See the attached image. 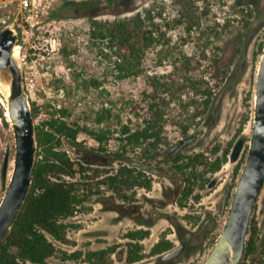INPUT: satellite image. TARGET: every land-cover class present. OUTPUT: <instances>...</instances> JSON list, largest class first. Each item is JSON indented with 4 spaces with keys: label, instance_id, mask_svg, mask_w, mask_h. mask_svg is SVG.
<instances>
[{
    "label": "rangeland",
    "instance_id": "obj_1",
    "mask_svg": "<svg viewBox=\"0 0 264 264\" xmlns=\"http://www.w3.org/2000/svg\"><path fill=\"white\" fill-rule=\"evenodd\" d=\"M64 1L58 0L44 20L41 30L45 33L42 38L49 40L50 49L47 52L33 54L32 39L28 40L21 34L15 45L18 50L15 57L23 72L35 128L47 129L44 123L52 113L63 116L60 118L72 125L85 124L89 128H98L95 117L101 106H109L115 114L119 109V96L132 93L139 97L141 91L147 88L148 74H165V80L175 84L170 91L162 93L169 100L164 109L167 112V143L159 148L154 159L145 158L135 151H130L128 156L176 173L172 168L173 159L167 157V149L173 143L186 139L180 150L185 156L180 161L182 164L191 162L196 154H200L199 161L183 169L182 173L185 178L191 177L190 182H186L192 187L191 193L183 200L182 206L165 208L168 211L164 213L171 218L160 219L149 228V235L142 241L143 257L131 263L127 257L117 259L111 256L105 264H156L158 256L150 255L149 251L160 236H167L173 245L180 242L172 218L177 219L189 238L199 222L210 216L202 248L198 249V246L196 250L183 254L174 263L201 264L223 227L233 196L230 197V193L235 191L248 154L253 130L256 76L264 50V26L256 33L247 51L244 47L250 29L264 20V0H74L82 2L79 11L82 15L79 16L62 9ZM85 5L91 6L89 10H84ZM147 8L150 20L145 22L147 28L153 30L154 39L139 58L143 71L138 75L121 77L122 72L115 63L121 51L110 46L105 39L91 36V20L113 19L136 12L144 17ZM188 76L193 80H203L204 86L212 90L208 106L197 115L194 113L204 105L189 103L191 97L200 103L201 93H187L186 89H181ZM9 91L10 76L0 70V201L15 161L14 130L5 115ZM63 109L66 110L65 115H61ZM141 120L135 115L121 114L114 117L109 126L116 136L123 123L136 126ZM182 125L187 126L186 133H183ZM189 136L193 137L189 139ZM239 137H243L245 142L239 158L233 161L230 153ZM75 141L115 157L111 165H88L91 168H107L115 172L122 164L132 166L125 158L115 155L119 143L114 138L103 145L105 149H100L102 144L87 132L79 133ZM59 148L76 160L71 140L62 138ZM226 150L227 159L221 162L219 169L212 171V162L221 158ZM5 153L9 155V167L4 176L2 165ZM37 157L38 148L35 160ZM76 169L75 179L84 184L86 177L80 179L83 173L79 165ZM92 170L84 169V173L91 174ZM104 174L102 171L94 180L96 185L93 188L98 192L91 194L90 201L85 200L74 215L64 220L70 224L66 234L71 241H55L58 250L41 264H91L83 257H66L63 251L69 254L75 250L85 251L109 242L123 243L127 240L123 235L136 226L134 220L125 217L120 223H112L114 213L102 212L103 206L97 200L100 195H116L99 181ZM152 178L153 190H159L161 183L168 182L162 175ZM212 179L215 183L209 186ZM137 192L143 194L145 189L138 188ZM253 225L258 227V240L264 242V185L251 215L247 237Z\"/></svg>",
    "mask_w": 264,
    "mask_h": 264
},
{
    "label": "trees",
    "instance_id": "obj_2",
    "mask_svg": "<svg viewBox=\"0 0 264 264\" xmlns=\"http://www.w3.org/2000/svg\"><path fill=\"white\" fill-rule=\"evenodd\" d=\"M81 3L66 0L61 7L79 16L82 15L79 12L82 7ZM90 7V5H85L84 10H89ZM148 12L149 8L146 9L144 17L140 12H136L132 15L115 16L113 19L91 20V36L105 39L110 46H115L118 51H121L118 54V61H115L116 66L122 72L121 77L138 75L143 71L139 58L154 39L153 30L147 28L148 24L145 22L146 19L150 20ZM94 83L97 85L96 82ZM146 84L147 88L141 91L139 97L132 93H123L119 96L117 100L119 109L115 114L111 112L109 106H101L95 117L98 128H89L85 124L83 126L72 125L66 119L60 118L63 116L58 117L54 113L44 123L47 129L36 126L38 157L34 164L33 179L17 217L0 245V264H24L25 262L41 264L58 250L55 241L70 242L66 234L70 224L64 220L72 216L77 207L88 200L91 194L98 192V189L93 188L96 185L94 180L101 175L102 171L105 174L99 181L104 183L108 189L124 197H127L128 190L137 184L144 187L150 186V179L146 172L137 169L133 164L136 160L128 155L130 151H135L145 158L154 159L159 148L167 143L165 119L167 112L164 109L169 100H166L162 93L170 91L175 84L168 83L165 80V74L157 76L148 74ZM204 85L203 80H193L190 76L186 77L181 85V89H186L187 93L190 91L196 94L201 93L200 103L196 102L195 97L190 98L189 104L204 105V108L194 113L195 115L204 112L212 95L211 88ZM175 90L178 89L175 87ZM65 111L61 110V115H65ZM121 114L135 115L142 120L136 126L123 123L114 136L109 125L114 117H120ZM182 130L186 133L187 126L182 125ZM82 132H87L102 144L100 149H105L103 145L110 139H116L119 148L114 152L115 155L118 158H125L132 166L122 164L115 172H110L107 168H91L79 160L72 159L66 150L59 148L62 138L75 141ZM199 157L200 154H196L191 162L178 164V169L190 167ZM184 158L185 156L180 153L173 159ZM226 159L227 150L221 158H216L212 162L211 170L219 169L221 162ZM76 165L80 166V171L83 173L80 179L84 177L87 179L84 184L75 179L78 173ZM84 169L94 170L91 174H85ZM187 180L190 182L191 177L188 176ZM191 191L192 187L188 184L184 197H187ZM232 194L233 192L230 193V197ZM147 233V230H131L127 234L134 238L143 237ZM201 245L197 246L198 249L202 248ZM171 246H173L171 240L161 238L154 244L151 253H160ZM135 247L133 253L127 257L129 261L140 257L137 253L139 247L137 245ZM197 247L194 249L196 250ZM111 249L75 250L69 254L66 251L63 252L66 257L76 259L83 257L91 264H105L109 259ZM240 264H264V242L258 240L256 225L251 227L250 235L246 239L245 251Z\"/></svg>",
    "mask_w": 264,
    "mask_h": 264
},
{
    "label": "water",
    "instance_id": "obj_3",
    "mask_svg": "<svg viewBox=\"0 0 264 264\" xmlns=\"http://www.w3.org/2000/svg\"><path fill=\"white\" fill-rule=\"evenodd\" d=\"M264 26L259 21L249 31L245 42V51L256 33ZM19 34L11 27L0 31V70L10 76V91L7 110L15 135V161L13 171L0 201V245L4 241L16 219L31 185L36 157V128L27 92L24 87L23 72L14 55V46ZM7 120V119H6ZM8 122V120H7ZM188 139V138H187ZM186 139H180L169 147L168 154L182 147ZM245 139L239 137L232 147L230 158L236 161L241 153ZM72 143V142H71ZM76 158L86 165H111L115 157L88 147L73 144ZM8 153H5L2 173L5 176L8 167ZM212 179L209 186H213ZM264 185V50L258 65L255 93L254 119L248 154L237 181L223 227L201 264H240L246 246L250 219L255 204ZM112 198V195H108ZM208 218H211L208 216ZM200 231L188 241L161 253L156 264H174L181 256L189 253L203 242V234L208 228L199 227ZM203 229V230H202Z\"/></svg>",
    "mask_w": 264,
    "mask_h": 264
},
{
    "label": "flooded vegetation",
    "instance_id": "obj_4",
    "mask_svg": "<svg viewBox=\"0 0 264 264\" xmlns=\"http://www.w3.org/2000/svg\"><path fill=\"white\" fill-rule=\"evenodd\" d=\"M193 136H189L188 138L191 139ZM73 144H77L79 146H84L83 144L77 142V141H71ZM186 143V142H185ZM184 145V143H183ZM182 145V147H183ZM86 147V146H84ZM171 147V146H170ZM178 148L176 151L172 153V155L168 154V158H175L178 154H180L181 148ZM169 149V148H168ZM167 149V150H168ZM98 151V150H97ZM101 152V151H100ZM76 160H79L76 158ZM80 161V160H79ZM179 160L173 159L172 168L176 171L170 172L169 170H164L158 168L156 165L145 163V162H139L138 160L133 161L134 166L137 169L144 170L148 178L150 179V186L144 187L140 185H135L133 188H131V192H129V195L127 197H124L123 195H119L115 193L116 195H112V198H108L106 195H100L98 196L97 200L102 204L104 211L102 212H113L114 218H112V223H120L123 221V218L129 217L134 220V223L136 226L134 228H131L128 230L125 235H123L124 238L127 240L123 243L116 242H109L106 245H100L99 247H90L87 250H97V249H107L112 248L109 251V259L111 256H115L117 259H124L125 257H128L130 253H133L135 250V246L137 245L139 248L137 250V253L140 255L139 259L143 257L142 253V241L143 239L147 238L149 235V228L155 224L160 219L164 218H171L168 216V213H164L165 208H169L170 205L172 206H182L183 200L186 198L184 197V191L186 190L187 186V178H185L182 173L183 169H178L177 165L182 164ZM82 163V162H81ZM86 165V164H85ZM155 175H162L163 177L168 179L167 184L165 182L160 184L159 190H153L152 189V182H153V176ZM138 188L145 189V192L143 194H139ZM155 192V193H154ZM90 201V198L88 199ZM91 208L89 207V210ZM76 211V210H75ZM75 213V212H74ZM74 215V214H73ZM173 221H175V225L177 226V233L179 234V240L180 242L185 240L188 241L192 238H196L195 235L200 231V226L202 228L207 226V222L210 220V218H206L205 220H201L199 222V225L197 229L193 231L191 234V237L187 238L186 232L182 229V225L179 222H176L177 219L172 218ZM131 230H147L148 233L145 234L143 237H130L127 233ZM203 230V229H202ZM90 230L87 231L89 234ZM91 235V234H89ZM91 237V236H89ZM161 238H168L167 236H160L158 240H156L152 246H154L155 243H157ZM169 239V238H168ZM171 240V239H169ZM172 241V240H171ZM179 242V243H180ZM175 246V245H173ZM171 246L170 248H172ZM168 248V249H170ZM151 249L149 251L150 255H157L159 256L161 253L165 252L166 250L160 252V253H151ZM85 250V251H87ZM108 259V260H109ZM139 259H136L134 261H131V263L139 261Z\"/></svg>",
    "mask_w": 264,
    "mask_h": 264
},
{
    "label": "built area",
    "instance_id": "obj_5",
    "mask_svg": "<svg viewBox=\"0 0 264 264\" xmlns=\"http://www.w3.org/2000/svg\"><path fill=\"white\" fill-rule=\"evenodd\" d=\"M58 0H0V31L6 27L14 28L26 39H32L33 54L47 52L49 40L42 38L41 30L51 8ZM41 33H43L41 35Z\"/></svg>",
    "mask_w": 264,
    "mask_h": 264
},
{
    "label": "bare ground",
    "instance_id": "obj_6",
    "mask_svg": "<svg viewBox=\"0 0 264 264\" xmlns=\"http://www.w3.org/2000/svg\"><path fill=\"white\" fill-rule=\"evenodd\" d=\"M13 50H14V55L16 56L18 54L17 46H14V49ZM5 115H6L7 120H10L9 112H8L7 109L5 110ZM8 167H9V165H8Z\"/></svg>",
    "mask_w": 264,
    "mask_h": 264
}]
</instances>
